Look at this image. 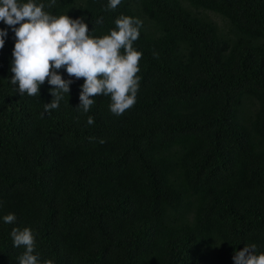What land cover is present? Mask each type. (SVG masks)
I'll use <instances>...</instances> for the list:
<instances>
[{
  "label": "trees",
  "instance_id": "obj_1",
  "mask_svg": "<svg viewBox=\"0 0 264 264\" xmlns=\"http://www.w3.org/2000/svg\"><path fill=\"white\" fill-rule=\"evenodd\" d=\"M35 2L84 17L96 37L121 14L141 20L140 84L123 115L104 95L84 113V78L62 68L70 93L46 112L53 86L18 94L15 33L0 22V264L24 250L13 227L32 228L53 264H235L245 244L264 252V0Z\"/></svg>",
  "mask_w": 264,
  "mask_h": 264
},
{
  "label": "clouds",
  "instance_id": "obj_2",
  "mask_svg": "<svg viewBox=\"0 0 264 264\" xmlns=\"http://www.w3.org/2000/svg\"><path fill=\"white\" fill-rule=\"evenodd\" d=\"M120 4L121 0H109L106 10H115ZM44 9L45 5L35 0H0V22L8 25L16 38L10 70L11 83L18 94L40 95V87L47 81L53 86L50 91L53 99L44 103V109L46 112L58 109L63 94L70 93L73 83L60 74L63 68L69 77L84 78L77 109L88 113L97 95L110 96L108 107L116 116L132 108L137 101L140 84L137 73L142 58V52L133 45L139 38L142 21L121 14L109 34L96 37L89 35L84 17L73 19L68 14L54 15ZM7 35V29H0V49ZM87 124H94L93 117H88ZM99 142L103 144L105 140ZM3 221L15 224L17 217L9 213ZM10 236L14 247L24 249L17 256V264H53L51 259L42 260L36 252L32 228L13 227ZM256 247L245 244L236 251L235 264H264V252L257 255Z\"/></svg>",
  "mask_w": 264,
  "mask_h": 264
},
{
  "label": "rangeland",
  "instance_id": "obj_3",
  "mask_svg": "<svg viewBox=\"0 0 264 264\" xmlns=\"http://www.w3.org/2000/svg\"><path fill=\"white\" fill-rule=\"evenodd\" d=\"M214 17H216V16H214Z\"/></svg>",
  "mask_w": 264,
  "mask_h": 264
}]
</instances>
